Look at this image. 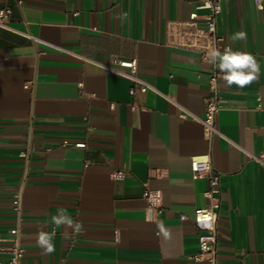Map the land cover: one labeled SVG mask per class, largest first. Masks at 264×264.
Returning <instances> with one entry per match:
<instances>
[{
  "label": "crops",
  "instance_id": "1",
  "mask_svg": "<svg viewBox=\"0 0 264 264\" xmlns=\"http://www.w3.org/2000/svg\"><path fill=\"white\" fill-rule=\"evenodd\" d=\"M199 3L0 0L12 27L0 26V234L19 226L22 264H211L194 259V213L210 205V184L193 178L190 161L203 156L220 176L216 264H264V167L249 158L264 146V11L222 0L221 50L252 54L259 72L244 88L226 87L220 73V134L208 140L197 119L215 66L172 44L173 24L208 14ZM241 30L246 41L233 44ZM133 59L152 86L134 96L104 67ZM146 188L162 194L157 216ZM59 208L84 230L51 224ZM40 227L54 233L51 255L37 244Z\"/></svg>",
  "mask_w": 264,
  "mask_h": 264
},
{
  "label": "built area",
  "instance_id": "2",
  "mask_svg": "<svg viewBox=\"0 0 264 264\" xmlns=\"http://www.w3.org/2000/svg\"><path fill=\"white\" fill-rule=\"evenodd\" d=\"M198 9H207L208 14L199 17L193 13L188 22L184 24L172 25V44L200 52L202 59L206 61V53L211 48H220L223 36L218 32V20L222 13V0H199ZM256 8L264 11V0H254ZM10 10H0V26L12 29L8 19ZM184 25V26H183ZM110 72L128 79L132 83L130 94L135 95L136 91L147 92L152 88L143 78L140 77L137 68V60H127L117 62V66H104ZM220 72L215 67L210 78V87L213 95L206 102V112L202 119H197L204 128L205 137L210 140L215 135L220 134L217 126V115L221 111L224 100L218 91V80ZM181 115V118H185ZM264 138V125L262 127ZM84 147V144H78ZM250 159L264 167V146L259 154H252ZM193 178H208L210 187L206 192V197L210 200L207 208L197 209L194 213V223L199 231L198 245L199 251L194 255L195 260L207 259L211 264L217 263V225L221 208V188L220 176L213 171L212 160L209 156L195 157L190 161ZM124 170L113 173V178L122 179ZM143 198L147 203V212L157 216L162 212V194L159 190L146 188ZM14 211L18 216L21 214L20 198L17 196L13 202ZM151 217H149L150 219ZM24 250L20 244V228L16 226L9 231L8 236L0 234V264H22Z\"/></svg>",
  "mask_w": 264,
  "mask_h": 264
},
{
  "label": "clouds",
  "instance_id": "3",
  "mask_svg": "<svg viewBox=\"0 0 264 264\" xmlns=\"http://www.w3.org/2000/svg\"><path fill=\"white\" fill-rule=\"evenodd\" d=\"M229 39L233 44L244 42L247 34L244 31L233 33ZM206 62L218 68L222 74L221 79L226 87L235 85L238 88H244L250 85L257 77L259 65L255 57L240 50H234L231 45L220 48H211L206 53ZM50 223L56 228H64L72 234H79L84 230V224L69 215L66 209L59 208L55 214L50 216ZM160 231L165 232L164 226L159 225ZM166 234V232H165ZM54 233L46 231L43 227L38 228L36 241L45 255H51L55 252Z\"/></svg>",
  "mask_w": 264,
  "mask_h": 264
}]
</instances>
